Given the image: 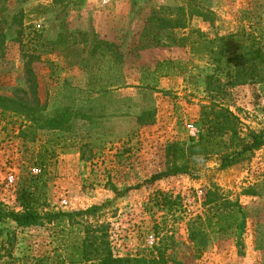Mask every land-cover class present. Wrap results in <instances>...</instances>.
<instances>
[{"label":"rangeland","instance_id":"obj_1","mask_svg":"<svg viewBox=\"0 0 264 264\" xmlns=\"http://www.w3.org/2000/svg\"><path fill=\"white\" fill-rule=\"evenodd\" d=\"M241 30L264 47V0H0V95L46 105L31 122L0 109V206L21 212L26 190L41 214L99 207L78 225L0 222V264H71L89 224L105 229L117 258L160 248L158 264H264V147L228 169L210 155L179 161L187 174L153 179L175 164L170 145L198 138L213 105L234 112L244 134L264 133V83L212 99L215 64L192 53L199 38ZM164 61L182 70L166 76ZM41 117L66 119L43 130ZM229 204L245 216L242 234L207 222Z\"/></svg>","mask_w":264,"mask_h":264},{"label":"trees","instance_id":"obj_2","mask_svg":"<svg viewBox=\"0 0 264 264\" xmlns=\"http://www.w3.org/2000/svg\"><path fill=\"white\" fill-rule=\"evenodd\" d=\"M261 39L253 33L241 30L235 34L212 40L199 38L192 42L193 54L209 56L215 64L214 74L206 78V92L212 99L225 94L231 88L264 83V47L261 44ZM162 65L167 66L166 76L171 75L170 71L173 67L182 70L181 64L174 61H164ZM219 75H225L228 82L224 83ZM0 109L22 114L31 122L37 119L36 116L40 113L45 112L46 105L37 95L34 96L33 101L28 98H11L0 95ZM205 114L207 123L196 140L187 144H172L167 148V156L174 159L175 164L165 173L156 175L154 180L187 174L188 166L177 164L182 160L192 159L196 156L205 158L210 155H218L221 156L220 169L224 170L240 163L249 154L264 147V133L249 131L244 134L239 118L228 107L213 105L206 110ZM39 119L43 121L39 125L40 129L54 130L58 129L66 118L57 119L56 126L52 125L55 120L43 117ZM31 128L32 126H29L27 130H31ZM26 133L27 131L21 133L23 138H26ZM20 200L22 211L19 213L7 211L0 206V222L11 220L21 229L41 227L46 223L70 222L78 225L80 222H75L76 219L89 218L99 209L94 206L75 213L47 212L41 214L33 208V203L36 201L34 194L24 190L20 194ZM229 207L232 209L226 216L216 212L214 216L207 218V222L212 225L213 219H217L216 225L220 226V229L236 227L242 234L246 225L245 216L238 204H229ZM222 221H225V226L221 225ZM92 227L94 226L91 224L87 225L84 229V238L79 244L71 246L72 250H69L70 253L67 254L71 264H89L93 261H97L98 264H158V261L165 255L159 248L156 256L152 253L150 257L117 258L109 248L106 233H104L105 229L96 230ZM193 230L194 228L190 232L189 238L192 243H195V236L198 232Z\"/></svg>","mask_w":264,"mask_h":264},{"label":"built area","instance_id":"obj_3","mask_svg":"<svg viewBox=\"0 0 264 264\" xmlns=\"http://www.w3.org/2000/svg\"><path fill=\"white\" fill-rule=\"evenodd\" d=\"M98 1H99L101 4H103V5H107V4H109V2H110L111 0H98ZM189 129L191 130L192 136L195 137V136H196V132H195V130H194V126L190 125V126H189ZM9 182H10V183H13V182H14V179H13V178H9ZM151 244H153V243H151Z\"/></svg>","mask_w":264,"mask_h":264},{"label":"clouds","instance_id":"obj_4","mask_svg":"<svg viewBox=\"0 0 264 264\" xmlns=\"http://www.w3.org/2000/svg\"><path fill=\"white\" fill-rule=\"evenodd\" d=\"M194 161L197 163V164H200L203 162V157L202 156H196V157H193Z\"/></svg>","mask_w":264,"mask_h":264}]
</instances>
